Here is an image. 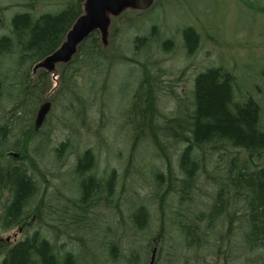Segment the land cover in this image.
Returning <instances> with one entry per match:
<instances>
[{
	"label": "trees",
	"instance_id": "16d2710c",
	"mask_svg": "<svg viewBox=\"0 0 264 264\" xmlns=\"http://www.w3.org/2000/svg\"><path fill=\"white\" fill-rule=\"evenodd\" d=\"M18 1L29 11L16 14L9 21V32L0 36V158L6 155L8 145L17 155L0 163V228L23 231L60 214L58 222L70 227L76 238L71 240L82 246L88 241L77 237L90 234L92 219L113 211L117 228L111 231L107 227L104 237L109 238L101 241L110 264H150L154 248V264H235L240 257L236 264H264V128L260 107L252 98L242 103L236 100L232 74L208 69L195 79L193 110L182 113L190 127L187 137L180 119L159 113L157 95L164 84L163 76H153L146 63L150 61L155 27L150 34L135 36L130 41L132 48L127 44L119 57L102 49L97 31L79 45L74 58L61 69L60 87L52 100L62 111L61 126L70 130L67 140L53 149V156L57 173L61 168L68 170L65 157L73 153V137L91 130L90 114L101 112L95 99L108 92L107 82L122 62L140 66L143 71L129 110L134 140L149 141L152 152L166 161L170 160L167 143H184L179 172L171 166L166 171L154 170L155 183L146 191L148 205L138 197L141 203L130 204L133 212L128 220L119 213L123 196L118 195L117 172L102 175L97 171L99 165L91 149L79 153L73 163L75 197L64 196L59 187L50 192L48 186L46 190L49 183L43 179L37 161L41 153L38 136L42 133L35 121L48 74L42 72L34 79L32 70L58 50L81 15L85 0ZM43 2H61L65 8L58 13L36 14V5ZM9 8L0 7V27L4 26L3 12ZM118 32L116 29L114 35ZM183 37L187 55L193 54L200 45L198 33L190 27ZM174 46L166 40L159 47L168 53ZM6 60L13 61L14 68L3 73ZM129 85H122L121 90ZM221 147L229 148L231 154H220L216 159ZM212 157L209 169L208 159ZM134 196L137 198L136 192ZM168 225L174 231L172 237L168 236ZM0 255V264H82L73 253L60 256L40 230L13 246L0 242Z\"/></svg>",
	"mask_w": 264,
	"mask_h": 264
},
{
	"label": "rangeland",
	"instance_id": "374dc122",
	"mask_svg": "<svg viewBox=\"0 0 264 264\" xmlns=\"http://www.w3.org/2000/svg\"><path fill=\"white\" fill-rule=\"evenodd\" d=\"M17 4L21 6H16ZM22 4L24 2L20 3L18 0H0V7H10L3 12L4 26L0 27V36L9 32V21L16 14L29 11ZM64 8L65 4L61 2H43L36 5L35 13L39 15L58 13ZM90 24H93L100 34L102 49L111 56L116 53L118 57V54L124 55L123 50L127 44V48H132L130 41L135 36L150 34L153 27L157 29L154 41L151 42V50L148 52L150 61L146 62L153 76H163L164 84L157 95V106L163 116L181 120L187 137H190L188 130L190 127L182 113L193 110L195 79L211 68L223 69L233 75L237 101L242 103L252 98L258 103L260 124L264 128V0H85L81 15L58 50L32 70L34 79L42 72L48 74L46 92L42 96L41 105L47 102L46 95L53 88L52 75L54 73L59 75L62 67L75 56L81 35ZM190 27L198 33L200 45L193 54L187 55L183 47L185 45L183 33ZM116 29L119 31L118 36L114 35ZM166 40L175 43L168 53L159 47ZM113 58L116 59V56ZM7 60L4 61L5 65L1 70L3 73L14 68V62ZM142 61H146L145 56ZM142 76L140 66L122 62L117 65L114 76L107 82L108 92L102 98L95 97L96 107L101 112L90 114L93 122L88 128L91 130H84L80 136L73 137L75 142L73 153L65 157L68 170L61 168L62 171L59 173L53 149L67 140L70 130L65 129L59 122L62 111L54 107L52 102L56 93L50 98L51 110L44 124L37 128L39 133H42L38 136L41 153L37 161L43 179L49 183L46 190L48 186L50 192L53 191V187H59L64 196L75 197L77 186L73 163L76 162L79 153L91 149L99 165L97 171L102 175L107 173L109 175L113 170L117 172L118 195L123 196L119 213L128 220L133 212L130 204L133 201L141 203L138 197L148 205L146 191L155 183L154 170L166 171L171 166L175 172H179V155L186 146L184 143H175L174 140L167 143L169 162L155 155L156 152H152L153 146L149 141L134 140L129 110ZM127 83L130 84L129 87L121 90V86ZM8 107L9 103L5 105V108ZM2 113L3 110L0 112V118ZM98 130L99 135L96 133ZM6 148L8 149L6 155L0 158V163L3 164L12 159L11 154L14 153L9 145ZM217 151L219 156H216V159H219L220 154L225 157L231 154L227 147H221ZM240 158L243 159V156ZM213 160V157L208 159L209 169H212ZM135 192L137 198L134 196ZM204 192L210 193L205 189ZM58 204L57 202L53 204L55 209ZM59 219L60 214H57L51 217V221L48 218L47 224L45 222L33 224L23 231L20 228L9 231L0 228V242L13 246L40 230L41 234L54 243L60 256L65 252L73 253L80 258L82 264H110L107 258L108 250L107 248V251L105 248L102 250L101 241L109 238L104 237L107 227H111V231L117 228L116 215L113 211L106 212L105 216L96 215L95 219H92L88 232L90 234L77 237L88 241L87 245L82 246L79 242L71 240L76 239L72 229L61 225ZM169 224L171 225L170 219ZM170 225L168 236L172 237L174 231ZM78 232L81 233L82 230ZM154 235L152 234L149 239ZM2 258L0 255V262ZM237 260H241V257L234 260L235 264ZM239 264H242L241 261Z\"/></svg>",
	"mask_w": 264,
	"mask_h": 264
},
{
	"label": "water",
	"instance_id": "95a60500",
	"mask_svg": "<svg viewBox=\"0 0 264 264\" xmlns=\"http://www.w3.org/2000/svg\"><path fill=\"white\" fill-rule=\"evenodd\" d=\"M94 31H97L96 27L93 26V24H90L89 27L86 28L85 32L82 33L81 35V38H80V41L79 43L77 44V47H76V50H75V55L78 51V47L79 45L85 40V38H87L91 33H93ZM47 59V58H46ZM73 59V58H72ZM72 59L68 60L67 63H69ZM40 63H38L37 65H39ZM36 65V66H37ZM52 80L54 82V85H53V88L49 91V93L46 95V100L47 102H45L44 104H42L40 106V109L38 111V114H37V118H36V121H35V126L36 128H40L50 110H51V102H50V98L56 93V91L59 89L60 87V81H59V75L57 73H54L52 75ZM15 157L17 156L16 154H13ZM156 254H157V249L154 248L153 249V252H152V256H151V261H150V264H154L155 263V260H156Z\"/></svg>",
	"mask_w": 264,
	"mask_h": 264
}]
</instances>
